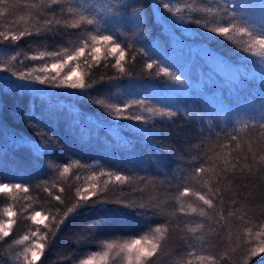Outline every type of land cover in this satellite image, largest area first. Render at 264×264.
<instances>
[{
	"label": "trees",
	"instance_id": "16d2710c",
	"mask_svg": "<svg viewBox=\"0 0 264 264\" xmlns=\"http://www.w3.org/2000/svg\"><path fill=\"white\" fill-rule=\"evenodd\" d=\"M38 2L39 0H9V5L14 4L17 8L11 16L0 17V31L7 32L9 28L19 31L24 28L31 15V10L26 6ZM97 2L103 4L105 0H80L83 7L89 9ZM134 2L143 5L149 12L148 42L165 49L170 55L169 60H176V66L182 70V75L190 78V87L172 85L163 76L149 77L150 70L144 67L143 58L140 56H137L134 64L135 77L119 81V87L95 83L109 70L100 68L89 72L82 59L80 67L76 69L77 74L83 75L86 81L94 84L87 98L71 90L43 88L39 92H31L15 89L5 85L3 77L7 73L0 72V152L10 160L16 161V164H7L0 168V179L5 182H22L28 189L27 192L21 190L12 195L0 193V219H7L4 214L6 207H11L15 213L12 217L15 221L12 225L13 231L0 242V264H17L15 254L22 250V246L13 244L14 239L30 235L32 231L39 234L47 232L44 223L50 224L51 216L57 211L56 195H60L70 206L74 202L76 189L90 186L93 183L90 177L93 175L97 178L98 188H104L105 181H108V189L118 183L114 175L111 178L107 175L101 177V171H112L114 174L118 171L132 179V187L124 186L122 192L110 191L109 195L113 197L123 196L127 200H137L141 197L155 198L158 195H166L169 201L175 203L177 179L173 177L179 178L192 171L187 168L191 159L187 148L195 140L201 127L200 122L192 123L184 118H177L172 122L167 118L162 120L158 116L153 118L147 112L143 113L149 120L145 125L126 119L116 120L109 117L106 110L91 103V99L121 107L133 98H147L151 101L149 107L174 105L179 99L190 108L193 105L205 106L204 103L207 102L212 110L222 111L223 109L203 90V85L207 84L213 88L212 91H216V96L223 91L235 113L250 104L258 103L264 97V82L258 74L260 65L256 63L258 58H252L239 51L247 38H241L235 32L230 33L231 40L227 37H210L203 27L205 24L208 27L227 24L228 18L216 11L217 0H171V7L176 11V15L186 20L183 25H173L165 20L155 7L157 0ZM238 2H250L259 10L261 0ZM208 9L212 11L209 12ZM165 15L171 14L165 11ZM197 19L200 25L195 23ZM13 20L15 24L12 23ZM84 35L87 36L88 33L85 32ZM126 35L130 36L131 33ZM64 46L65 40L59 37L53 39L51 36L47 39L25 37L18 47L10 42L0 41V62L8 60L17 51L31 56L36 51H62ZM205 49L221 57L229 65L242 67L249 73L256 72L257 75L230 90L229 81L234 79V70L218 59L209 57ZM20 59L23 63H16L17 70H21L25 64L29 67L39 66V62L24 61L23 56ZM48 62L51 63L52 60L49 58ZM69 67L75 68V64L70 62ZM151 71L154 73L156 70ZM129 113L141 114V108L133 106L126 110L125 115ZM29 116V122L46 133L44 142L53 140L62 146V150L57 152L54 158L61 170L65 165L69 167L64 176H60L58 171L53 172L44 167L43 161L48 160V156H43L37 161L33 145L40 142L41 138L36 136L35 129L29 128L25 123ZM253 119L259 121V115L249 111L246 115L241 113L239 121L217 119L214 123L219 125L217 130L227 125L231 131V126H234L241 140L247 141L249 138L255 139L262 131L258 127H244L245 124L251 125ZM153 122L155 132L151 131ZM137 127L148 129L149 135L145 137L137 132ZM223 142L225 141H221ZM209 143L213 148H218L214 138ZM169 182L173 191L170 194L161 192L160 189L167 187ZM191 186L199 187L194 182ZM187 202L195 203L194 198H189ZM33 211H41L43 215L49 216V220L39 225L33 224L28 219ZM183 219L185 218L181 217V221ZM202 222V218L191 219L186 225L180 222V227L175 229L164 251L155 258L154 264H186L188 259H191L193 264H198L196 257L199 255H213L217 258V264H242L247 242L250 240L253 244L259 243L255 232L259 230L260 225H264V214L257 208L243 221L230 219L229 229L222 232L219 238L215 235V231L219 229L210 233L207 224L203 231L198 228L195 234L188 232L189 228H196L197 224ZM93 223H99L100 227L94 234L86 233L87 226ZM150 226L155 227V224L137 218L134 213L116 204L83 209L66 221L55 237H49L45 255L38 264H78L80 259L94 252L104 251L109 253L107 264H125L121 246L133 239H139L141 235L150 234ZM248 228L253 230L251 237L247 235ZM86 235L89 236L87 242L84 240ZM194 235L200 237L190 240L194 247L182 243ZM204 239L209 242L202 244ZM108 244H112L113 248L108 249ZM189 251L193 252L192 256L188 255ZM253 264H264V260L256 257Z\"/></svg>",
	"mask_w": 264,
	"mask_h": 264
},
{
	"label": "snow or ice",
	"instance_id": "6c2138e0",
	"mask_svg": "<svg viewBox=\"0 0 264 264\" xmlns=\"http://www.w3.org/2000/svg\"><path fill=\"white\" fill-rule=\"evenodd\" d=\"M31 10L26 26L19 31L9 28L7 32L0 31V41L10 42L17 47L25 37L51 36L53 39L59 37L66 41L63 50L54 49L46 51H36L28 56L19 51L11 55L8 60L0 62V72L7 73L3 77L6 86L15 89L39 92L43 88L71 90L82 97H89L90 90L94 84L85 80L83 75H78L76 69L80 67V61L88 66L89 72L96 69H107L95 83H107L110 87H119V81L131 80L135 77L134 64L137 56L143 58L144 67L148 76H163L172 85L182 88H189L191 80L182 75V70L169 61V53L157 45L148 42L149 36V12L143 5L134 0H105L103 10H96L95 15L89 14L90 9L84 8L80 0H39L26 6ZM155 7L161 16L173 25H183L184 17L177 16L176 11L171 7V0H157ZM16 5H9V0H0V17L11 16L16 10ZM171 14L170 16L165 15ZM209 12L212 9H208ZM217 13L228 18L225 26L203 27L208 31L210 37H227L231 40L230 33H238L241 38H247L246 43L240 47L241 53L248 54L256 59L260 65L259 76L264 82V0L260 2V8L250 2L239 3L238 0H217ZM23 19V17H21ZM33 19L35 23H33ZM191 19V18H189ZM15 24V21H12ZM197 25L200 21L195 20ZM34 29V30H33ZM93 31L95 34H92ZM88 35L85 36L84 33ZM131 33V35H126ZM134 41V42H133ZM71 49V50H69ZM209 57L218 59L234 70V79L229 81L230 90L243 81L254 78L257 73H249L242 67L229 65L221 57L213 52L204 50ZM24 61L39 62V66L29 67L27 64L21 70L16 69V63ZM111 57V59H109ZM52 62L49 63L48 59ZM74 63L75 68L69 67ZM127 65V66H126ZM67 69V71H64ZM155 69L153 73L151 70ZM218 78H222L217 75ZM223 79V78H222ZM91 80V76H89ZM207 84L203 85V90L213 101L223 110L214 111L207 102L205 106L193 105L191 108L179 99L174 105H163L160 107H149L151 103L147 98L135 99L125 102L123 106H114L111 103H104L99 99H91L90 102L106 110L107 115L116 120L126 119L137 122L141 125L149 123L148 117L143 115L147 112L162 120L167 118L174 122L177 118H184L188 122H200L201 127L197 136L187 148V154L191 159L187 163V168L192 171L186 175H181L177 179L175 203L169 201L166 195H158L155 198L141 197L137 200H127L123 196L113 197L109 192L123 191L124 186L132 187V179L127 174L112 171L100 172V176L114 175L118 182L112 189L107 188L108 181H105L104 188H98L95 175L90 177L93 183L87 188H77L74 202L69 206L65 200L56 195L58 201L57 211L51 216V223H44L47 230L44 234L32 231L13 240V244L22 246V250L15 254L17 264H38L41 257L45 255L46 245L49 237H55L57 232L70 218L76 216L81 210L95 208L108 204H116L135 214L137 218L145 219L155 224L149 227L150 234L141 235L139 239H133L130 243L123 244L120 251L124 254L125 264H154L157 258L167 246L169 239L175 229L180 227V222L188 224L191 219L202 218L203 222L198 223L196 228H189L188 232L195 234L199 228L203 231L207 224L209 232L215 231L219 238L220 234L229 229L228 221L238 219L243 221L251 211L259 208L264 214V97L256 104H250L247 108L240 109L233 113L231 102L224 96L221 90L216 96V91H212ZM190 94V93H189ZM136 106L141 108V114L129 113L125 115L127 109ZM249 111L259 115V121L253 119L251 125L245 124V128L261 129V134L255 139L249 138L242 141L238 130L228 126L217 130L219 125L214 121L241 119V113L247 114ZM31 116L26 118L25 123L29 128L35 129L36 136L40 137V142L33 145L37 161L43 156L49 159L43 161L44 167L50 171L59 172L60 176L68 173L69 167L63 166L62 170L55 161V154L62 150V146L53 140L44 142L46 133L37 129L29 121ZM136 131L145 137L149 135V130L144 127H137ZM151 131L155 132V126ZM215 139L218 148H213L209 141ZM221 141H225L221 143ZM22 143V141H14ZM7 164H16L7 155L0 152V168ZM143 183V180L141 181ZM199 185L193 188L192 183ZM27 192L28 189L22 182H5L0 179V193L12 195L17 191ZM63 191V188L61 189ZM138 191H142L139 190ZM165 194H170L173 189L169 182L167 187L160 189ZM189 198H194L195 203H188ZM7 219H0V242L13 231L12 219L15 213L11 207L4 208ZM181 217L185 218L181 221ZM28 219L35 225L48 221L49 216L43 215L41 211H33ZM179 221V222H178ZM175 223V227H173ZM100 227L99 223L89 224L85 229L88 234H94ZM247 235L251 237L253 230L247 229ZM259 238V243L253 244L249 240L246 247L242 264H253V259L259 257L264 260V225L259 226L255 232ZM38 237V239H33ZM192 238L182 241L183 244L194 247L190 244ZM89 236H85L87 242ZM28 242V243H25ZM209 241L204 239L202 244ZM12 245H9L11 248ZM108 249L113 245L108 244ZM108 251L94 252L84 259H80L78 264H107ZM189 256L193 252H188ZM221 259H226L221 257ZM198 264H217V258L213 255H199L196 257ZM186 264H193L188 259Z\"/></svg>",
	"mask_w": 264,
	"mask_h": 264
},
{
	"label": "rangeland",
	"instance_id": "374dc122",
	"mask_svg": "<svg viewBox=\"0 0 264 264\" xmlns=\"http://www.w3.org/2000/svg\"><path fill=\"white\" fill-rule=\"evenodd\" d=\"M103 4H99V2L96 3L95 6L92 7V9H90V13H92L93 15H95L96 10H103L104 7V2H102ZM170 62L174 63L176 65V60L174 58H171L169 60ZM218 70H220L219 67H216ZM221 72V71H220Z\"/></svg>",
	"mask_w": 264,
	"mask_h": 264
}]
</instances>
